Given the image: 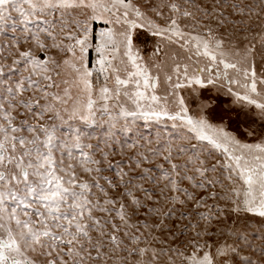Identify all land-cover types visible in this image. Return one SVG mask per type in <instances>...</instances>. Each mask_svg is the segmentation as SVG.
<instances>
[{"label":"snow or ice","instance_id":"snow-or-ice-1","mask_svg":"<svg viewBox=\"0 0 264 264\" xmlns=\"http://www.w3.org/2000/svg\"><path fill=\"white\" fill-rule=\"evenodd\" d=\"M0 264H264V0H0Z\"/></svg>","mask_w":264,"mask_h":264}]
</instances>
